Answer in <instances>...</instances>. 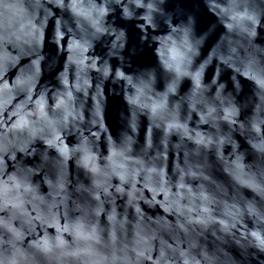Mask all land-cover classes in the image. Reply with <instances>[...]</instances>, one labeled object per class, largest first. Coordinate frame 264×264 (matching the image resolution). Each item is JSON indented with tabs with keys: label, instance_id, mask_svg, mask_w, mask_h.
Returning a JSON list of instances; mask_svg holds the SVG:
<instances>
[{
	"label": "water",
	"instance_id": "water-1",
	"mask_svg": "<svg viewBox=\"0 0 264 264\" xmlns=\"http://www.w3.org/2000/svg\"><path fill=\"white\" fill-rule=\"evenodd\" d=\"M0 264H264V0H0Z\"/></svg>",
	"mask_w": 264,
	"mask_h": 264
}]
</instances>
